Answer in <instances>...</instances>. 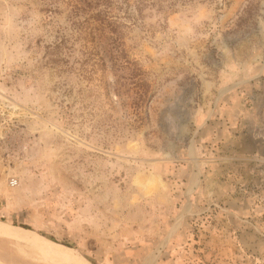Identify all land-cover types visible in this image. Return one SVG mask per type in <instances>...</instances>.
<instances>
[{"label": "rangeland", "instance_id": "rangeland-1", "mask_svg": "<svg viewBox=\"0 0 264 264\" xmlns=\"http://www.w3.org/2000/svg\"><path fill=\"white\" fill-rule=\"evenodd\" d=\"M73 2L0 0V264H264V0Z\"/></svg>", "mask_w": 264, "mask_h": 264}, {"label": "trees", "instance_id": "trees-1", "mask_svg": "<svg viewBox=\"0 0 264 264\" xmlns=\"http://www.w3.org/2000/svg\"><path fill=\"white\" fill-rule=\"evenodd\" d=\"M55 2L56 0H51ZM133 10L135 20L143 18L146 9H153L156 12H173L179 5L193 0H121ZM117 8L114 0H74L69 20L74 30L86 32L93 41V34L98 30L108 29L111 33H117L121 24L116 21L112 12ZM80 14H85L82 20Z\"/></svg>", "mask_w": 264, "mask_h": 264}, {"label": "bare ground", "instance_id": "bare-ground-1", "mask_svg": "<svg viewBox=\"0 0 264 264\" xmlns=\"http://www.w3.org/2000/svg\"><path fill=\"white\" fill-rule=\"evenodd\" d=\"M0 231H4V229L0 228ZM154 260H155V255H152L148 258L145 264H153Z\"/></svg>", "mask_w": 264, "mask_h": 264}]
</instances>
